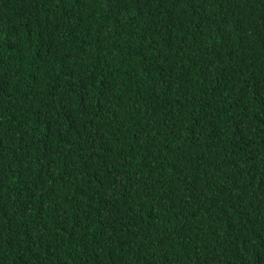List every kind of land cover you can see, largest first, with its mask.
Segmentation results:
<instances>
[{
    "label": "trees",
    "instance_id": "1",
    "mask_svg": "<svg viewBox=\"0 0 264 264\" xmlns=\"http://www.w3.org/2000/svg\"><path fill=\"white\" fill-rule=\"evenodd\" d=\"M0 264H264V0H0Z\"/></svg>",
    "mask_w": 264,
    "mask_h": 264
}]
</instances>
